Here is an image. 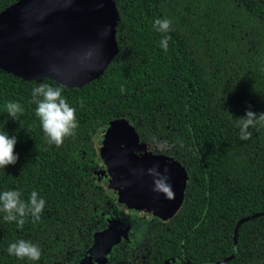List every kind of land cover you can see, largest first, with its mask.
Here are the masks:
<instances>
[{
    "label": "trees",
    "instance_id": "trees-1",
    "mask_svg": "<svg viewBox=\"0 0 264 264\" xmlns=\"http://www.w3.org/2000/svg\"><path fill=\"white\" fill-rule=\"evenodd\" d=\"M14 1L0 0V11ZM114 3L116 52L83 85L27 80L0 68V129L16 136L19 156L0 169V192L18 190L27 201L36 191L45 200L40 219L29 215L23 227L0 212V264L74 263L85 254L102 212L115 205L92 176L93 136L122 118L187 175L177 211L144 234L159 240L155 264L170 257L181 261L166 264H264V214L234 234L239 219L264 212V126L242 140L236 119L249 106L264 112V0ZM158 18L171 21L169 32L156 30ZM40 83L63 87L76 109L79 127L59 147L48 143L35 115L32 89ZM10 101L24 109L17 120L7 114ZM19 239L41 248L39 261L8 254Z\"/></svg>",
    "mask_w": 264,
    "mask_h": 264
},
{
    "label": "water",
    "instance_id": "water-1",
    "mask_svg": "<svg viewBox=\"0 0 264 264\" xmlns=\"http://www.w3.org/2000/svg\"><path fill=\"white\" fill-rule=\"evenodd\" d=\"M117 19L114 0H16L0 11V68L27 80L50 78L69 87L81 86L101 74L115 54ZM93 141L98 168L92 176L105 170L95 181L119 210L156 216L163 221L177 211L187 175L175 160L164 155L172 163H163L153 171L136 170L132 162L145 161L149 153L143 151L144 146L142 156L133 155V151L139 149L138 135L123 119L105 123L95 133ZM171 165L173 170L169 171ZM157 180H163L168 191L157 188ZM140 188L143 193L136 197L135 191ZM260 214L264 212L239 219L234 234L239 224ZM120 235L119 228L109 227L95 239L96 261L101 257L104 260L109 247ZM167 262L169 260L164 264Z\"/></svg>",
    "mask_w": 264,
    "mask_h": 264
},
{
    "label": "clouds",
    "instance_id": "clouds-1",
    "mask_svg": "<svg viewBox=\"0 0 264 264\" xmlns=\"http://www.w3.org/2000/svg\"><path fill=\"white\" fill-rule=\"evenodd\" d=\"M154 27L161 33H167L171 30V21L167 18H158L154 22ZM104 35L106 36L107 32ZM168 39L170 37L165 36L161 40V46L165 51H167ZM121 91H124L123 87ZM32 96L36 104L35 115L39 118L49 144L59 147L64 143L65 138L75 135V130L79 127L76 109L63 96V87L40 83L32 89ZM5 107L12 120H17L18 114L24 112L18 102L10 101ZM236 119L242 140L251 138L250 128H256L257 125L264 126V112L256 113L251 110L250 106L243 116ZM16 144V136H10L7 131L0 129V169L17 163L19 156L15 151ZM156 185L157 188L168 191L163 180H157ZM21 196L22 193L18 190L0 192V212L4 213L3 219L6 222H16L19 227H23L29 215L34 221H38L45 207V200L39 198L36 191L31 192L27 201L21 199ZM7 252L10 256H15L20 260L39 261L41 258V248L25 239L9 244Z\"/></svg>",
    "mask_w": 264,
    "mask_h": 264
},
{
    "label": "flooded vegetation",
    "instance_id": "flooded-vegetation-1",
    "mask_svg": "<svg viewBox=\"0 0 264 264\" xmlns=\"http://www.w3.org/2000/svg\"><path fill=\"white\" fill-rule=\"evenodd\" d=\"M138 140L141 143L147 144L146 142L141 141L139 137ZM148 150H150V152L153 151L156 154L159 153L158 150L151 147H149ZM140 162L141 159H135L132 164L135 165ZM97 168L98 165L95 166L93 170H97ZM136 170H138V168H136ZM102 172L100 170L99 174L96 177L101 178L104 175L105 170L103 169ZM145 218V216H140L135 212H125L119 210L114 205V208H111L110 211H108V215L105 216L102 212L100 219L93 227L95 229L93 232H91V242L88 250L92 245H95L94 241L96 235L100 234L101 231L107 230L109 227H115L123 229V235L120 236V239L116 244L111 246L109 255L106 257L105 261L102 264H155V261L157 260L158 254L160 252V245L158 244L159 240H156L154 238H146L144 234H146L148 228L151 225L164 223L165 221H161L155 216H153V218L151 219L149 218L148 220H145ZM143 220L145 222H143ZM140 225L143 226V229L138 232L141 233V236L139 238L133 237L131 234L128 236V234L126 233L128 232V230L138 231ZM84 256L86 255L84 254L80 256L74 263L67 259L62 264H77L84 258ZM134 258H140L139 263H137L138 259L134 261ZM171 259L181 261V258L179 257H170L166 259V261Z\"/></svg>",
    "mask_w": 264,
    "mask_h": 264
},
{
    "label": "rangeland",
    "instance_id": "rangeland-1",
    "mask_svg": "<svg viewBox=\"0 0 264 264\" xmlns=\"http://www.w3.org/2000/svg\"><path fill=\"white\" fill-rule=\"evenodd\" d=\"M123 119V118H122ZM114 120H116V119H114ZM124 120V119H123ZM121 133V132H120ZM123 134V133H122ZM105 143H106V145H108V141H107V139H105ZM143 143H141L140 141L139 142H137V148H139L138 150H135V151H133V155L134 156H136V157H140V156H142L143 155V151H146V150H148L149 149V147H146V145H142ZM145 146V147H144ZM143 147L145 148L144 150H143ZM107 150V152L108 153H111L110 152V148H107L106 149ZM143 150V151H142ZM148 153H149V157H148V159H145V161L143 160L141 163H137L136 164V167L138 168V170L140 171V170H142V169H145V170H147V169H150L151 171H153V170H157L158 168H161V165H164L163 163H166V162H170V163H172L170 160H168V158L167 157H165L164 156V154H162V153H158V154H156V153H154L153 151H151L150 152V150H148L147 151ZM151 154V155H150ZM166 160V161H165ZM164 161V162H163ZM152 162V163H151ZM120 166H122V162H121V160H119V163H118ZM144 165H146V166H144ZM143 167V168H142ZM169 171H171V170H173V166L171 165L170 167H169V169H168ZM112 174H115L114 173V170H113V173ZM143 192H142V190H141V188H140V191L138 190V191H135V196L137 197V196H139V195H141ZM146 218H145V220H148L149 218L151 219V218H153V216H149V215H147V216H145ZM156 217V216H155ZM158 218V217H157ZM161 221H163L162 219H160ZM143 222H145L144 220H143ZM141 229H143V226H139V228H138V231H136V230H128V232H126L127 234H128V236L131 234L133 237H136V238H139L140 236H141V233H138V232H140L141 231ZM120 231H121V235H123V229H120ZM130 232V233H129ZM120 235V236H121ZM119 241V240H118ZM117 241V242H118ZM116 242V243H117ZM94 243H95V241H94ZM116 243H114V244H116ZM114 244H112L111 246H113ZM111 246L109 247V250H110V248H111ZM96 247V246H95ZM95 247L93 248V245L90 247V249L88 250H86V253H85V255L86 256H84V258L82 259V260H80L78 263L79 264H102L104 261H105V259H106V257L108 256V252H107V255H106V257L104 258V260H102V257L101 258H99L98 259V261H96L97 260V258H96V256H97V253H96V249H95ZM86 258V259H85ZM77 263V264H78Z\"/></svg>",
    "mask_w": 264,
    "mask_h": 264
}]
</instances>
